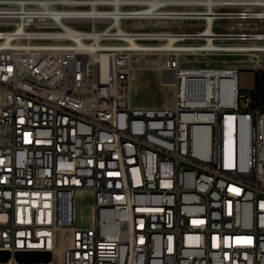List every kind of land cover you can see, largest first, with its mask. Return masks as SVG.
Segmentation results:
<instances>
[{
	"label": "built area",
	"instance_id": "1",
	"mask_svg": "<svg viewBox=\"0 0 264 264\" xmlns=\"http://www.w3.org/2000/svg\"><path fill=\"white\" fill-rule=\"evenodd\" d=\"M261 6L0 0V264H264ZM26 40H45L40 56ZM135 65L172 83L171 107L133 103ZM211 68L227 75L208 85ZM243 70L258 84L241 88ZM40 249L50 261L17 260Z\"/></svg>",
	"mask_w": 264,
	"mask_h": 264
},
{
	"label": "rangeland",
	"instance_id": "2",
	"mask_svg": "<svg viewBox=\"0 0 264 264\" xmlns=\"http://www.w3.org/2000/svg\"><path fill=\"white\" fill-rule=\"evenodd\" d=\"M185 28L194 29L187 25ZM250 57L247 56H204L201 57L202 66H223L221 60L234 62L235 60L244 61L248 64ZM134 77L132 80L133 103L137 106L148 107H171L174 104V86L168 80H164L160 71L152 67H137L135 65ZM255 85V75L250 70L240 72V87L248 88ZM78 214L82 217L91 215V198L81 196L78 200ZM61 251V248L57 250Z\"/></svg>",
	"mask_w": 264,
	"mask_h": 264
},
{
	"label": "bare ground",
	"instance_id": "3",
	"mask_svg": "<svg viewBox=\"0 0 264 264\" xmlns=\"http://www.w3.org/2000/svg\"><path fill=\"white\" fill-rule=\"evenodd\" d=\"M50 1H60V0H50ZM150 2H156L158 0H147ZM170 2H181L186 5L193 6L191 9H195L194 5H206L208 9H212L211 5L214 0H169ZM210 6V7H209ZM207 9V10H208ZM262 17H264V6H261ZM50 19H59V9L50 8L49 10ZM132 19H139V12H132ZM75 21V11L73 8H65V22H61V32H65V37L78 38L80 37V30H78L77 24H70ZM212 22L210 21V25ZM261 43H264V35H261ZM177 46L173 44L172 47ZM26 47L30 48L31 56H40V49L45 47V40H26ZM208 85L213 84L214 80H218L220 77L227 75L224 70L220 68L206 69L197 72ZM98 82L100 84L108 83V76L105 73H98ZM82 87L85 88H97L96 72L93 70H85V79L82 80ZM90 216V215H89ZM40 252H47V249H40ZM32 253V252H27ZM43 262V261H42ZM40 263V262H33Z\"/></svg>",
	"mask_w": 264,
	"mask_h": 264
},
{
	"label": "water",
	"instance_id": "4",
	"mask_svg": "<svg viewBox=\"0 0 264 264\" xmlns=\"http://www.w3.org/2000/svg\"><path fill=\"white\" fill-rule=\"evenodd\" d=\"M9 258L7 252H0V262H5ZM17 260L19 262H48L51 260L50 252H32L18 253Z\"/></svg>",
	"mask_w": 264,
	"mask_h": 264
},
{
	"label": "trees",
	"instance_id": "5",
	"mask_svg": "<svg viewBox=\"0 0 264 264\" xmlns=\"http://www.w3.org/2000/svg\"><path fill=\"white\" fill-rule=\"evenodd\" d=\"M255 80H256V84H258V82H259V77L256 76V77H255Z\"/></svg>",
	"mask_w": 264,
	"mask_h": 264
}]
</instances>
